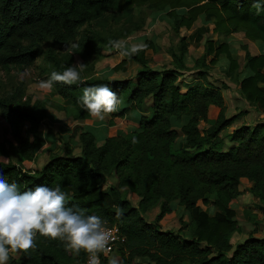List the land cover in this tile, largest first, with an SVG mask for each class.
Masks as SVG:
<instances>
[{"label":"trees","instance_id":"trees-1","mask_svg":"<svg viewBox=\"0 0 264 264\" xmlns=\"http://www.w3.org/2000/svg\"><path fill=\"white\" fill-rule=\"evenodd\" d=\"M259 2L264 5V0ZM142 6L164 10L176 33L190 29L202 16L209 19L211 35L190 68L196 70L199 82L183 86L178 79L188 69L185 55L190 45L184 36L178 40L170 67L149 66L145 50L158 46L146 41L143 50L123 56L112 67L126 72L121 78L92 76L78 68L79 83L53 86L65 102L60 109L67 116L76 121L91 117L79 99L84 88L98 84H108L126 103L110 115L109 125L130 109L142 111L147 98L151 99L150 116L141 114L138 128L105 137L100 144L93 132L78 124L70 134L79 141L77 155H71L70 149L68 154H51L33 169L0 160V172L20 191L38 184L59 185L68 196V206L97 215L107 225H117L123 240L114 248L119 254L116 264H145L144 260L151 264H264V237L250 236L237 244L231 239L239 229L231 201L240 196L243 178L250 182L258 210L264 215V121L240 124L228 134L233 145L223 150L221 131L239 114L226 115L222 87L208 79L210 65L226 57L228 73L240 95L264 112V52L252 54L247 44L242 45L249 73L239 79L237 59L227 41L231 34L241 32L264 47V11L257 14L253 0H0V67L27 66L47 54V79L51 72L69 66L63 63L65 57L76 54L85 58L94 49L97 40L92 28L104 27L108 21L129 22ZM75 39V47L62 55L53 49ZM128 62L136 64L133 74L127 71ZM46 104L44 99L30 103L0 97V115L10 126L20 162L32 160L42 142L40 126L48 115ZM176 121H180L179 131ZM201 123L207 126L201 129ZM180 134L184 140L176 144ZM109 175L115 181L103 189ZM122 188L138 197L136 205ZM172 201L190 215L188 238L179 231L160 228L158 222L171 212ZM200 203L217 210L210 214ZM156 205L159 213L148 222L144 214ZM118 208L123 213L119 218ZM17 255L8 264H81L87 254L74 255L65 250L62 241L38 235L35 249ZM109 260L111 257L103 258L104 264Z\"/></svg>","mask_w":264,"mask_h":264},{"label":"rangeland","instance_id":"rangeland-1","mask_svg":"<svg viewBox=\"0 0 264 264\" xmlns=\"http://www.w3.org/2000/svg\"><path fill=\"white\" fill-rule=\"evenodd\" d=\"M170 23L171 18L165 14L164 10L158 11L146 6L139 7L133 12L132 19L129 22L112 24L111 21H108L104 27L95 26L92 28V37L97 40L94 44V49L85 58H80L76 54H73L70 59L65 57L63 63H67L70 66L79 61L85 64L84 69L89 75H106L110 79H118L123 77L126 72L114 71L112 67L124 57L116 49L110 47L109 41L122 40L127 41L128 44L144 46L146 41H153L158 46V49L145 50L148 63L154 69H162L172 65L173 53L177 52L179 45L178 40L180 36H184L190 45L185 55V63L188 69L184 70L178 79L183 86L198 83L199 79L196 70L190 68L194 64L195 59L203 53V43L211 35L213 25L209 19L202 16L198 18L190 29L182 28L179 33H176L173 31ZM227 41L230 44L232 55L237 59V76L240 79L249 73L243 60L244 51L242 45L247 44L252 54L264 52V47L260 45L262 43L259 41L251 42L247 40L241 32L231 34L227 37ZM75 44L76 39L65 46H55L53 49L62 55ZM44 47L46 48V46ZM46 56L47 54L39 56L27 66L12 67L9 70L0 67V97L30 103H33L37 99H44L47 103L48 115L40 126L42 142L37 146L32 160L23 162L18 160L16 152L17 143L11 134L10 126L0 115V160L17 164L25 169L40 167L49 159L51 154H68V149H70V154L74 156L80 151L77 137L70 138V134L78 123L83 124V120H73L60 109L61 105L65 104V102L56 95L53 89L50 92H42L37 87L38 81L47 77V72H44V70L48 69V66L50 67ZM228 65L229 60L226 57H221L208 68V79L222 87L226 104V115L239 114L231 126L221 131L223 150H227L233 145L229 141L228 134L240 124L252 125L255 122L264 121L262 109L257 104L249 103L240 95L237 83L234 81L231 73H228ZM135 70L136 64L128 62L127 71L133 74ZM262 70L264 72V68ZM120 99L122 102L119 109L126 105L123 101V95ZM150 102L151 99L147 98L142 111L130 109L126 112L125 116L133 122L130 123L132 130L138 128V120L141 114H144L145 117L150 116ZM108 118L104 121L92 118V122L83 124V126L89 127L87 129L94 133L97 141H100L108 132ZM179 123L180 121H176V129L178 131ZM27 126L28 124L26 123L25 127ZM206 126V123L200 124L201 129ZM125 132H128V130ZM183 140L184 137L180 134L176 139V144L182 143ZM114 181L115 179L112 175L107 176L103 189H108L109 185ZM240 190V196L231 201V207L236 212L235 218L239 225V229L233 232L231 237L234 244L241 243L250 236L264 237V215L258 210V199L251 193L250 182L247 179L243 178L241 180ZM121 192L133 205L137 204L138 197L135 194L125 188H122ZM171 207H173L171 212L165 214L159 220L160 228L162 230L179 231L182 237L188 238L190 235L189 213L177 205L176 201L171 202ZM200 207L210 214H213L217 210L213 205L205 206L202 203H200ZM158 213L159 205H156L144 214V218L148 222H152ZM13 257L17 259L18 255H13ZM112 259L115 261L119 260L117 250L111 255ZM144 263L151 264L146 260H144Z\"/></svg>","mask_w":264,"mask_h":264},{"label":"clouds","instance_id":"clouds-1","mask_svg":"<svg viewBox=\"0 0 264 264\" xmlns=\"http://www.w3.org/2000/svg\"><path fill=\"white\" fill-rule=\"evenodd\" d=\"M253 6L257 14L264 11L259 0H253ZM109 44L121 56H133L145 47L122 40L109 41ZM84 67V63L77 61L62 72L53 71L47 79L39 80L37 87L42 92H50L55 83L77 84L81 81L77 69ZM121 102L108 84L84 88L79 99L81 108L99 121L117 112ZM122 214L118 208L117 218ZM38 235L62 241L65 250L74 255L86 253L89 264H99V254L113 239L111 229L101 217L68 206V196L59 185L38 184L20 191L16 183H9L0 172V264H8L9 259L21 251L35 249ZM109 264H116V261L109 260Z\"/></svg>","mask_w":264,"mask_h":264},{"label":"crops","instance_id":"crops-1","mask_svg":"<svg viewBox=\"0 0 264 264\" xmlns=\"http://www.w3.org/2000/svg\"><path fill=\"white\" fill-rule=\"evenodd\" d=\"M201 18V17H200ZM250 41V40H249ZM251 42H254V41H251ZM257 43V42H256ZM259 53H261V52H257V53H254V54H259ZM145 101H147V99L145 100ZM150 105H151V102H150ZM144 115V114H143ZM92 116L90 117V118H87V119H84L83 120V124H88L89 122H92ZM139 118H140V116H139ZM111 118H110V116H109V118H108V123H109V120H110ZM138 119V118H137ZM132 121H130L129 119H128V117H126V116H124V117H114L113 118V124L112 125H109L108 126V128H107V134L104 136V138L105 137H108V136H112V135H116V134H125L126 132V130H132V127L130 126V123H131ZM133 123V122H132ZM76 124H77V122H76ZM79 125H82L83 126V124L82 123H78ZM85 126V125H84ZM130 127V128H129ZM85 128L87 129V128H89V127H86L85 126ZM115 128H116V130H115ZM118 132V133H117ZM104 138H102L100 141H98V144H100L102 141H103V139Z\"/></svg>","mask_w":264,"mask_h":264},{"label":"built area","instance_id":"built-area-1","mask_svg":"<svg viewBox=\"0 0 264 264\" xmlns=\"http://www.w3.org/2000/svg\"><path fill=\"white\" fill-rule=\"evenodd\" d=\"M107 226L111 229L113 239L108 245V248L103 253L99 254V264H104L103 258H110L114 251L116 243L118 241L123 240V238L120 237V233L117 225H107ZM81 264H89V257L87 255L85 261Z\"/></svg>","mask_w":264,"mask_h":264}]
</instances>
